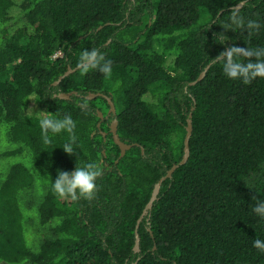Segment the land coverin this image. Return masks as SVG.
I'll use <instances>...</instances> for the list:
<instances>
[{"label": "trees", "instance_id": "16d2710c", "mask_svg": "<svg viewBox=\"0 0 264 264\" xmlns=\"http://www.w3.org/2000/svg\"><path fill=\"white\" fill-rule=\"evenodd\" d=\"M91 50L110 75L78 67ZM260 50L264 0H0V264H264V78L223 71ZM65 116L73 133L44 143L40 119ZM189 118L188 160L138 225ZM114 120L133 146L122 157ZM90 162L93 199L53 191L58 171Z\"/></svg>", "mask_w": 264, "mask_h": 264}, {"label": "clouds", "instance_id": "9594fccd", "mask_svg": "<svg viewBox=\"0 0 264 264\" xmlns=\"http://www.w3.org/2000/svg\"><path fill=\"white\" fill-rule=\"evenodd\" d=\"M232 51L239 53L242 50L237 48ZM244 54L249 57L253 55L264 57V50L256 51L255 53L249 51ZM228 55H232V52H229ZM80 63L85 70L91 66L92 68H98L105 75H110L112 71L110 61H105L104 55L98 53L97 50L85 51L80 56ZM223 71L229 79H242L247 84L257 77L264 78V60L244 64L229 59L224 64ZM40 126L44 133V143L47 144L50 143L48 133L59 134L61 132H68L72 134L75 123L70 116H65L63 120L42 118L40 119ZM72 139L74 141V136ZM63 149L66 153H75L72 143L65 144ZM100 175L101 170L99 166L92 162L86 163L81 167H75L72 171H58L53 181L52 189L60 197L71 196L75 199L79 196L91 200L97 191L96 180ZM252 210L260 219L264 220V201H257ZM253 247L259 252L264 253V240L255 239Z\"/></svg>", "mask_w": 264, "mask_h": 264}, {"label": "water", "instance_id": "95a60500", "mask_svg": "<svg viewBox=\"0 0 264 264\" xmlns=\"http://www.w3.org/2000/svg\"><path fill=\"white\" fill-rule=\"evenodd\" d=\"M243 4V3H242ZM240 4L239 7L242 5ZM78 67H82V65L78 66ZM208 67L206 68L205 71H203L201 73V75L199 76V78L196 80V81H193L191 82V84H195L197 81L201 80L205 74H206V71H207ZM75 69L69 67L68 70L65 72V74L63 76L60 77V79L55 82V84L59 83L64 77L68 76L70 73L74 72ZM72 93H60L59 94V97L60 98H69L71 96ZM98 96H102L104 98H107L108 100V103L110 105V109H109V112L108 114H116V106L112 100V97H108L106 96L105 94H102V93H91L88 95V98L90 99H93V98H96ZM99 116L101 118V120L104 119V114L102 111L99 110ZM117 120H114L112 125H111V131L113 132V135H114V140L115 142L119 145L120 149H121V157L124 156L126 154V152L131 149L133 146L130 145V144H127L123 141H121L118 133H117ZM101 125V123H99V126ZM191 134H192V119L189 118L188 120V126H187V134H186V137H185V154L182 158V160L177 163V164H174L168 171H167V174L161 178L159 180V182L155 185V188L153 190V193H152V196L150 198V201L148 202V204L146 205V208L144 209L143 211V214L142 216L140 217V220L138 222V225L140 224V221L148 214L149 210H151L152 206H153V203L154 201L156 200L159 192H160V188L162 186V182L167 179V178H170L172 177L174 171L182 164H185L188 160V157H189V154H190V147H189V142H190V137H191ZM143 150V149H142ZM144 151V150H143ZM138 245H139V237H137V241H136V247L135 249L138 250Z\"/></svg>", "mask_w": 264, "mask_h": 264}, {"label": "built area", "instance_id": "2783aa9c", "mask_svg": "<svg viewBox=\"0 0 264 264\" xmlns=\"http://www.w3.org/2000/svg\"><path fill=\"white\" fill-rule=\"evenodd\" d=\"M63 55V52L62 51H59L58 53L55 54L54 57H58V56H62Z\"/></svg>", "mask_w": 264, "mask_h": 264}]
</instances>
